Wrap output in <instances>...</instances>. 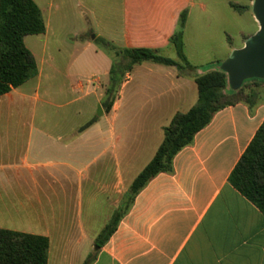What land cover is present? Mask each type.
<instances>
[{"label":"crops","instance_id":"1","mask_svg":"<svg viewBox=\"0 0 264 264\" xmlns=\"http://www.w3.org/2000/svg\"><path fill=\"white\" fill-rule=\"evenodd\" d=\"M33 1L45 30L23 42L37 72L0 95V229L47 237V264L89 256L90 264H264V214L228 181L264 120V80L251 86L252 106L218 110L174 155L171 171L127 202L163 128L197 101L194 76L216 69L249 35L235 46L222 29L219 44L199 45V25L187 31L208 11L202 0ZM182 13L183 54L196 69L136 64L111 109L89 115V99L101 103L115 61L103 41L177 59L170 38ZM116 211L114 231L96 247Z\"/></svg>","mask_w":264,"mask_h":264},{"label":"trees","instance_id":"2","mask_svg":"<svg viewBox=\"0 0 264 264\" xmlns=\"http://www.w3.org/2000/svg\"><path fill=\"white\" fill-rule=\"evenodd\" d=\"M238 10L245 9L231 3ZM184 13L179 19L178 28L170 42L176 49L178 60L160 55L150 48H116L103 41L108 50L117 58L110 67L109 80L101 101L103 111L108 112L117 96L119 85L132 67L144 61H152L183 70H194L183 54L182 28ZM45 23L41 11L33 0H0V95L17 87L37 72L36 62L24 45L26 35L44 32ZM264 80L250 78L243 81L238 89H232L227 75L217 66L216 69L194 76L197 85V102L186 112H177L167 126L163 128V139L154 156L133 180L128 201L157 173L171 171L174 155L189 145L194 135L205 127L220 109L238 102L252 106L255 93L246 90V83ZM91 118L78 130L82 131L93 124ZM229 183L251 201L264 214V120L253 138L241 154L228 177ZM121 216L116 211L110 222L95 240V246H101L114 231ZM48 238L22 232L0 229V264H47ZM89 256L83 264H90Z\"/></svg>","mask_w":264,"mask_h":264},{"label":"rangeland","instance_id":"3","mask_svg":"<svg viewBox=\"0 0 264 264\" xmlns=\"http://www.w3.org/2000/svg\"><path fill=\"white\" fill-rule=\"evenodd\" d=\"M207 5V13L202 17L199 22L192 24L187 33L192 34L194 31L196 33V28H200V31L203 32V39L200 38L198 42L199 45L203 47H208L210 44H219L221 39L225 37L222 32V29L226 31V34L230 36L232 45L239 46L242 42V34L250 35L254 33L257 26V22L254 19V16L251 11V0H231L235 1L240 6H245V9L238 10L232 8L226 0H202ZM60 32L67 33V25L60 29ZM190 37V36H189ZM189 39V38H188ZM202 39V40H201ZM190 40V39H189ZM174 47V46H173ZM175 48V47H174ZM171 50H174L171 48ZM176 50V49H175ZM113 60H117L114 52L109 50ZM169 56H173V52L170 51ZM174 57V56H173ZM175 60H178L175 59ZM175 68V67H174ZM177 72L181 71L175 68ZM198 69L205 70L206 68L199 67ZM196 74V70L194 72ZM263 80L250 81L246 83L245 89H253L251 86L257 82ZM254 93L256 94L257 88L254 87ZM252 90V91H253ZM256 96V95H255ZM264 97V93L262 95ZM90 103L88 106L89 115L96 116L97 104L91 98L89 99ZM197 102V101H196ZM195 102V103H196Z\"/></svg>","mask_w":264,"mask_h":264},{"label":"water","instance_id":"4","mask_svg":"<svg viewBox=\"0 0 264 264\" xmlns=\"http://www.w3.org/2000/svg\"><path fill=\"white\" fill-rule=\"evenodd\" d=\"M251 11L258 24L240 48L233 49L221 62L220 69L227 75L232 89H238L246 79H264V0H252ZM96 114H102L98 104Z\"/></svg>","mask_w":264,"mask_h":264}]
</instances>
